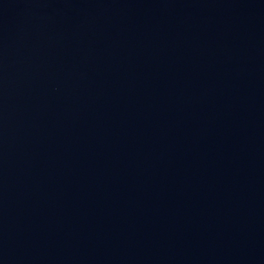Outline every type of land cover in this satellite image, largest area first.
I'll return each instance as SVG.
<instances>
[{
  "label": "water",
  "instance_id": "water-1",
  "mask_svg": "<svg viewBox=\"0 0 264 264\" xmlns=\"http://www.w3.org/2000/svg\"><path fill=\"white\" fill-rule=\"evenodd\" d=\"M0 264H264V0H0Z\"/></svg>",
  "mask_w": 264,
  "mask_h": 264
}]
</instances>
